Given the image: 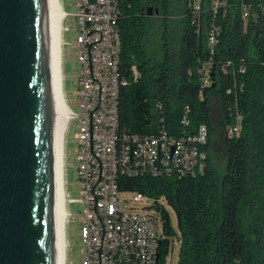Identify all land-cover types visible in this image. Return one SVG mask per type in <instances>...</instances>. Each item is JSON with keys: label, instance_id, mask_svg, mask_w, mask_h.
<instances>
[{"label": "trees", "instance_id": "obj_1", "mask_svg": "<svg viewBox=\"0 0 264 264\" xmlns=\"http://www.w3.org/2000/svg\"><path fill=\"white\" fill-rule=\"evenodd\" d=\"M193 2L179 1L174 61L167 38L169 0L119 1V64L126 85L121 86L118 116L120 134L143 136L159 128L177 140L205 124L207 142L199 146L204 167L194 174H120L118 190L156 201L163 196L173 209L177 232L167 210L159 205L156 210L164 234L159 264H164L171 236L179 242L177 264H264V0H218L216 12L213 0H198V12ZM148 5L163 15L158 49L150 41L151 17L144 15ZM213 102L220 112L215 124ZM218 128L226 158L220 180L209 163L210 137Z\"/></svg>", "mask_w": 264, "mask_h": 264}, {"label": "built area", "instance_id": "obj_2", "mask_svg": "<svg viewBox=\"0 0 264 264\" xmlns=\"http://www.w3.org/2000/svg\"><path fill=\"white\" fill-rule=\"evenodd\" d=\"M119 1L72 0L75 11L64 19L71 16L75 31L71 46L76 62V107L69 108L77 115L70 122L79 191L76 198L68 196V202L78 210L75 233L81 245V264H157L163 237L159 234V218L123 211L117 179L120 174H194L204 167L199 146L207 142L205 124L184 140L159 128L143 136L120 134L119 94L126 81L119 64ZM212 8L216 12L218 0H213ZM193 9L200 11L198 0H194ZM209 38L214 44V36ZM130 72L133 80L139 77L135 64ZM133 193L134 201L148 197ZM154 207L159 210L156 200ZM68 211L67 226L75 219Z\"/></svg>", "mask_w": 264, "mask_h": 264}, {"label": "water", "instance_id": "obj_3", "mask_svg": "<svg viewBox=\"0 0 264 264\" xmlns=\"http://www.w3.org/2000/svg\"><path fill=\"white\" fill-rule=\"evenodd\" d=\"M66 14L62 0H0V264H69Z\"/></svg>", "mask_w": 264, "mask_h": 264}, {"label": "rangeland", "instance_id": "obj_4", "mask_svg": "<svg viewBox=\"0 0 264 264\" xmlns=\"http://www.w3.org/2000/svg\"><path fill=\"white\" fill-rule=\"evenodd\" d=\"M179 1L181 0H169V16L168 22L170 28L167 32V38L171 42V51L173 52V60L176 61L177 59V52H178V45H179V38H180V4ZM62 4L67 14L71 15L75 11L72 0H62ZM158 15H153L151 17V25L150 30L154 34L152 41L154 43L155 49L160 47V43L157 40V32L161 34V29L159 27L161 18L157 17ZM63 27H68L69 31L63 33L64 40L68 43L67 46L63 44L64 49V90L66 93L67 101L70 107H76V85L74 83L75 80V54L73 52L72 43L75 35V31H73V21L71 16H69L66 20H64ZM65 43V42H64ZM261 105L264 106V95L260 97ZM212 121L215 124L220 117V112L218 109V104L213 102L212 104ZM217 131V130H216ZM213 132L211 134V146L209 149V163L210 167L212 168L215 177L220 180L226 171V158L224 153L217 143L218 140V133ZM76 164H75V141L73 138L72 132V124L69 123L67 129V137H66V179H67V199L68 196L72 198H76L78 196L79 187L77 184V177H76ZM134 195L133 192H121L119 194V204L122 207L123 211H132V212H139V213H150L155 214L160 218L159 213L155 210L154 207V199L150 197H145L143 200L134 201L132 200V196ZM159 207L164 208L167 210L172 228L177 232V220L176 215L173 209L166 203L165 198L162 196L157 200ZM68 210H71L74 214V220L72 223L67 226L68 231V263L69 264H81L80 258V249L81 245L79 241L77 242V237L75 233V229L77 227V208L76 205H70L68 202ZM163 234L162 226L159 221V234ZM164 236V234H163ZM170 240V247L168 254L165 256L164 264H177L178 261V252H179V242L177 241L175 236H171Z\"/></svg>", "mask_w": 264, "mask_h": 264}, {"label": "bare ground", "instance_id": "obj_5", "mask_svg": "<svg viewBox=\"0 0 264 264\" xmlns=\"http://www.w3.org/2000/svg\"><path fill=\"white\" fill-rule=\"evenodd\" d=\"M63 10H64V12H66L65 9H64V6H63ZM63 33H64V27H63ZM64 42H65V40H64V37H63V44H65ZM67 206H68V199H67Z\"/></svg>", "mask_w": 264, "mask_h": 264}, {"label": "flooded vegetation", "instance_id": "obj_6", "mask_svg": "<svg viewBox=\"0 0 264 264\" xmlns=\"http://www.w3.org/2000/svg\"><path fill=\"white\" fill-rule=\"evenodd\" d=\"M148 6H150V5H148ZM153 8H157V7H155V6H152ZM159 9V8H158ZM158 16L157 17H159V18H163V15H160L159 14V12H158V14H157Z\"/></svg>", "mask_w": 264, "mask_h": 264}]
</instances>
